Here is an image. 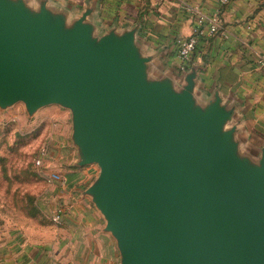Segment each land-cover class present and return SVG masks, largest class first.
Segmentation results:
<instances>
[{
    "label": "water",
    "instance_id": "1",
    "mask_svg": "<svg viewBox=\"0 0 264 264\" xmlns=\"http://www.w3.org/2000/svg\"><path fill=\"white\" fill-rule=\"evenodd\" d=\"M92 14L0 0V111L70 112L72 167L98 168L82 195L119 264H264V147L236 105L204 99L196 65L156 75L140 24L101 33Z\"/></svg>",
    "mask_w": 264,
    "mask_h": 264
},
{
    "label": "crops",
    "instance_id": "2",
    "mask_svg": "<svg viewBox=\"0 0 264 264\" xmlns=\"http://www.w3.org/2000/svg\"><path fill=\"white\" fill-rule=\"evenodd\" d=\"M47 1L70 18L93 9L92 18L101 33L113 25L120 31L140 24L137 36L154 57L156 75L179 77L193 65L200 67V95L207 99L218 88L225 100L236 105V119L248 147L253 151L264 147V70L256 65L264 52V0H232L222 7L217 33L199 38L183 71L176 43L192 35L198 18H208L217 10L216 0ZM54 146L47 149V165L55 157ZM92 167L74 169L51 187L55 192L49 195L53 208L48 212L51 215L62 207L60 225L34 234L13 231L0 239V264H119L115 241L105 232L103 218L82 195L93 181Z\"/></svg>",
    "mask_w": 264,
    "mask_h": 264
},
{
    "label": "rangeland",
    "instance_id": "3",
    "mask_svg": "<svg viewBox=\"0 0 264 264\" xmlns=\"http://www.w3.org/2000/svg\"><path fill=\"white\" fill-rule=\"evenodd\" d=\"M70 137L71 114L58 106L41 108L32 117L21 103L0 111V239L13 231L34 234L54 226L48 211L53 208L49 195L55 191L43 176L54 172L63 179L77 169L72 167L76 151ZM53 145L56 154L50 165L44 162L43 167H36L41 148ZM92 166L94 180L98 168Z\"/></svg>",
    "mask_w": 264,
    "mask_h": 264
},
{
    "label": "built area",
    "instance_id": "4",
    "mask_svg": "<svg viewBox=\"0 0 264 264\" xmlns=\"http://www.w3.org/2000/svg\"><path fill=\"white\" fill-rule=\"evenodd\" d=\"M231 1L232 0H216L218 6L217 10L208 18H198L196 26L192 31V35L187 39L177 41V56L181 60V71L185 70V65L190 60L199 38L206 36L211 37L217 33L220 24V9L226 6ZM256 65L259 69L264 70V52L256 59ZM46 154L47 149L41 148V150L38 152V157L34 162L36 167H43L44 158L46 157ZM44 179L47 185L58 184L61 183L63 180L59 174L54 172L45 173ZM63 213L64 212L62 207H57L51 215V223L56 226L60 225Z\"/></svg>",
    "mask_w": 264,
    "mask_h": 264
},
{
    "label": "trees",
    "instance_id": "5",
    "mask_svg": "<svg viewBox=\"0 0 264 264\" xmlns=\"http://www.w3.org/2000/svg\"><path fill=\"white\" fill-rule=\"evenodd\" d=\"M45 172H43V174H44ZM43 181L45 182V179H44V176H43Z\"/></svg>",
    "mask_w": 264,
    "mask_h": 264
}]
</instances>
